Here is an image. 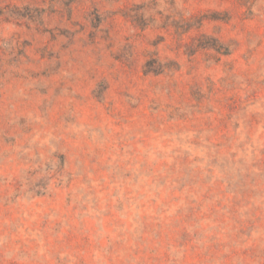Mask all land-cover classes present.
<instances>
[{
	"label": "rangeland",
	"instance_id": "obj_1",
	"mask_svg": "<svg viewBox=\"0 0 264 264\" xmlns=\"http://www.w3.org/2000/svg\"><path fill=\"white\" fill-rule=\"evenodd\" d=\"M0 264H264V0H0Z\"/></svg>",
	"mask_w": 264,
	"mask_h": 264
}]
</instances>
